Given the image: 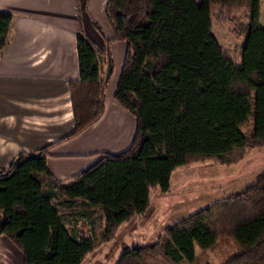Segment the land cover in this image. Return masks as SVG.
Returning <instances> with one entry per match:
<instances>
[{
  "label": "trees",
  "instance_id": "1",
  "mask_svg": "<svg viewBox=\"0 0 264 264\" xmlns=\"http://www.w3.org/2000/svg\"><path fill=\"white\" fill-rule=\"evenodd\" d=\"M260 7L261 0H107V43H126L113 98L135 118L136 132L126 150L101 152L66 180L47 165L50 146L19 152L0 168V234L21 253V264H80L148 210L151 189L167 192L177 168L203 160L233 165L264 146ZM13 21L0 10V53ZM213 21L239 43L224 48ZM77 52L80 77L69 81L73 130L63 140L101 118L103 66L113 73L106 47L82 32ZM218 243L230 246L219 264H264V173L153 243L124 250L115 264H201L196 246Z\"/></svg>",
  "mask_w": 264,
  "mask_h": 264
},
{
  "label": "crops",
  "instance_id": "2",
  "mask_svg": "<svg viewBox=\"0 0 264 264\" xmlns=\"http://www.w3.org/2000/svg\"><path fill=\"white\" fill-rule=\"evenodd\" d=\"M106 2L0 0V10L14 15L10 42L0 53V168L9 166L19 152L50 146L47 165L58 179L66 180L107 152L106 141L114 139L121 147L131 144L136 120L113 98L126 43H107L113 33L104 12ZM98 13H104L105 20ZM79 32L97 47H106L113 61L108 81L112 93L105 91L104 113L96 123L63 140L73 130L69 81L80 77ZM9 256L14 257L11 264H21V253L0 234V264H7Z\"/></svg>",
  "mask_w": 264,
  "mask_h": 264
},
{
  "label": "rangeland",
  "instance_id": "3",
  "mask_svg": "<svg viewBox=\"0 0 264 264\" xmlns=\"http://www.w3.org/2000/svg\"><path fill=\"white\" fill-rule=\"evenodd\" d=\"M196 1L200 3V0ZM260 12V26L264 29V0H261ZM98 16L100 20H103L104 13L103 15L98 13ZM97 30L100 32L99 29ZM211 31L224 48H233L239 43L229 33L228 26H219L213 21ZM105 67L103 66L102 69L106 82L105 91L111 94ZM113 140L105 142L108 149L105 151L118 154L130 146L128 144L121 147ZM263 173L264 146L249 150L243 159L233 165L203 160L179 167L171 174L167 192L162 193L159 187L151 189L148 210L123 222L110 240L87 254L80 264H115L124 250L153 243L163 236L166 229L177 222V219L185 218L230 193L241 191L255 183ZM232 243L231 240L230 244ZM229 248L227 243H218L206 250L196 246L195 250L201 264H219L223 259L224 250ZM8 259L9 262L5 261V263L11 264L14 257L9 256Z\"/></svg>",
  "mask_w": 264,
  "mask_h": 264
}]
</instances>
